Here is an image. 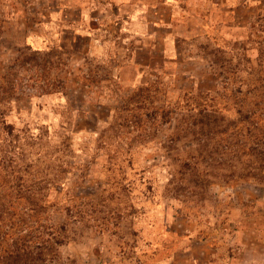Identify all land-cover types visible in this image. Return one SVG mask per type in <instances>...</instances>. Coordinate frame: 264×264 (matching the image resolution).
<instances>
[{
  "label": "rangeland",
  "instance_id": "rangeland-1",
  "mask_svg": "<svg viewBox=\"0 0 264 264\" xmlns=\"http://www.w3.org/2000/svg\"><path fill=\"white\" fill-rule=\"evenodd\" d=\"M125 1L0 0V264H264V0Z\"/></svg>",
  "mask_w": 264,
  "mask_h": 264
},
{
  "label": "crops",
  "instance_id": "crops-1",
  "mask_svg": "<svg viewBox=\"0 0 264 264\" xmlns=\"http://www.w3.org/2000/svg\"><path fill=\"white\" fill-rule=\"evenodd\" d=\"M171 1L172 0H152V2L150 1H140V0H126L124 3H121V6H128L132 9V11L134 12L131 17L134 19V14H136L138 11L142 10L145 6L148 7V9H152V11L156 12L158 6H170L171 5ZM173 2V1H172ZM165 22L162 21H153L152 25L153 27H160L161 24L164 25ZM166 40V39H165ZM164 40V41H165Z\"/></svg>",
  "mask_w": 264,
  "mask_h": 264
},
{
  "label": "trees",
  "instance_id": "trees-1",
  "mask_svg": "<svg viewBox=\"0 0 264 264\" xmlns=\"http://www.w3.org/2000/svg\"><path fill=\"white\" fill-rule=\"evenodd\" d=\"M38 190L36 189V187H30L26 190V192L24 191V194L27 195V198L26 199H35L36 196L38 195ZM7 203V202H6ZM5 207V208H4ZM1 208H3L2 210H0L1 212H3L4 209H6V204H1ZM55 243H58V242H55Z\"/></svg>",
  "mask_w": 264,
  "mask_h": 264
}]
</instances>
